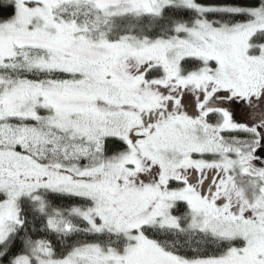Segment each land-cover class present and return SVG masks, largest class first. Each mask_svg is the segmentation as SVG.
Listing matches in <instances>:
<instances>
[{
	"label": "snow or ice",
	"instance_id": "6c2138e0",
	"mask_svg": "<svg viewBox=\"0 0 264 264\" xmlns=\"http://www.w3.org/2000/svg\"><path fill=\"white\" fill-rule=\"evenodd\" d=\"M0 264H264V0H0Z\"/></svg>",
	"mask_w": 264,
	"mask_h": 264
}]
</instances>
